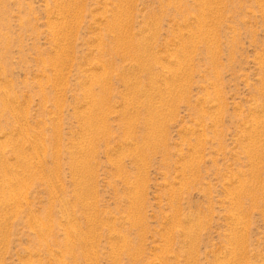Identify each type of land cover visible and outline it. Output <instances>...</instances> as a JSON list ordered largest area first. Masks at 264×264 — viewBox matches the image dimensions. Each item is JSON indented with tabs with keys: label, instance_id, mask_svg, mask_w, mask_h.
Masks as SVG:
<instances>
[{
	"label": "rangeland",
	"instance_id": "obj_1",
	"mask_svg": "<svg viewBox=\"0 0 264 264\" xmlns=\"http://www.w3.org/2000/svg\"><path fill=\"white\" fill-rule=\"evenodd\" d=\"M0 264H264V0H0Z\"/></svg>",
	"mask_w": 264,
	"mask_h": 264
},
{
	"label": "bare ground",
	"instance_id": "obj_2",
	"mask_svg": "<svg viewBox=\"0 0 264 264\" xmlns=\"http://www.w3.org/2000/svg\"><path fill=\"white\" fill-rule=\"evenodd\" d=\"M209 1V0H208ZM203 15V14H202ZM199 22V21H198ZM199 26H200V24H199ZM11 195V194H10ZM12 196H14V195H12ZM13 199V198H12ZM17 199V198H16ZM13 200H15V199H13ZM234 216V215H233ZM235 218V217H234ZM239 221V220H238Z\"/></svg>",
	"mask_w": 264,
	"mask_h": 264
}]
</instances>
